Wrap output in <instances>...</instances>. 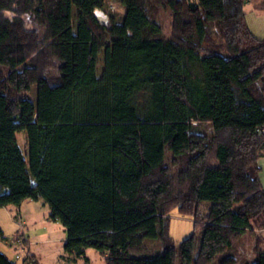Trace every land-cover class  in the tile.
<instances>
[{"label": "trees", "instance_id": "16d2710c", "mask_svg": "<svg viewBox=\"0 0 264 264\" xmlns=\"http://www.w3.org/2000/svg\"><path fill=\"white\" fill-rule=\"evenodd\" d=\"M247 2L264 13V0H120L121 16L106 0H0V206L41 199L64 251L105 264H264L257 236L239 258L264 228V38ZM173 210L194 220L179 243Z\"/></svg>", "mask_w": 264, "mask_h": 264}, {"label": "rangeland", "instance_id": "374dc122", "mask_svg": "<svg viewBox=\"0 0 264 264\" xmlns=\"http://www.w3.org/2000/svg\"><path fill=\"white\" fill-rule=\"evenodd\" d=\"M109 8L105 9V14L113 12L118 16L123 13L120 0H106ZM244 23L255 36L264 37V26L257 22V17L264 15L252 10L250 3L244 6ZM7 17H12L13 13L5 12ZM73 28L76 29V9L73 8ZM100 14L96 15L99 21ZM26 27L33 28L31 21L27 16H23ZM158 21L163 25L164 35L167 36L170 28V17L167 13H161ZM217 42L220 38L215 37ZM104 66V51H101L97 57L96 75L101 77ZM55 70L47 72V76H57ZM199 134L208 138L212 137L211 124H200L197 128ZM17 140L23 153L26 154L27 137L25 132L17 134ZM172 155L167 149L165 154L166 165H171ZM211 206V202L205 201L200 207L201 215H206ZM194 220L190 217L181 216L176 210L170 213V236L175 243L189 236L193 231ZM0 252H2L11 261L16 255L19 259L17 264H25L28 256H35L38 264H105L104 255L97 249L88 247L83 255L67 253L63 249L66 239V230L62 224L50 218V206L43 203L41 199H25L19 205L9 204L0 206ZM147 251L145 255L156 256L161 250L158 241H146ZM253 238L246 237L244 251L239 258L252 260L253 253L251 247Z\"/></svg>", "mask_w": 264, "mask_h": 264}, {"label": "crops", "instance_id": "0c3cea01", "mask_svg": "<svg viewBox=\"0 0 264 264\" xmlns=\"http://www.w3.org/2000/svg\"><path fill=\"white\" fill-rule=\"evenodd\" d=\"M251 8H252V6H251ZM252 10H254V9L252 8ZM254 11L259 12V13L264 15V13H262L260 11H257V10H254ZM257 19H258L257 22H260L261 25L264 26V16L263 17H257ZM256 37L257 38H264V37H261V36H256ZM258 166L260 168V172H259L260 181H261V184H262V186L264 188V154L258 159ZM249 236H251L253 238V241H254V238L256 236L259 237V239L261 241V248L264 250V228L256 230L254 235H249ZM33 257H34L33 258L34 264H38L37 258L35 256H33Z\"/></svg>", "mask_w": 264, "mask_h": 264}, {"label": "built area", "instance_id": "2783aa9c", "mask_svg": "<svg viewBox=\"0 0 264 264\" xmlns=\"http://www.w3.org/2000/svg\"><path fill=\"white\" fill-rule=\"evenodd\" d=\"M100 15L102 16V17H100V19H99V22H105V20H106V15L105 14H103V13H100ZM31 258V256H28L27 258H26V260H29ZM19 259V255H16L15 257H14V259H12V263H16V260H18Z\"/></svg>", "mask_w": 264, "mask_h": 264}, {"label": "water", "instance_id": "95a60500", "mask_svg": "<svg viewBox=\"0 0 264 264\" xmlns=\"http://www.w3.org/2000/svg\"><path fill=\"white\" fill-rule=\"evenodd\" d=\"M98 14H100V12L96 11V12H95V15H98Z\"/></svg>", "mask_w": 264, "mask_h": 264}]
</instances>
